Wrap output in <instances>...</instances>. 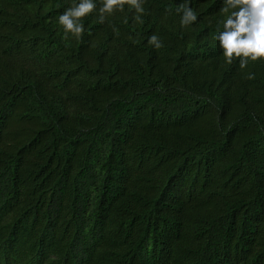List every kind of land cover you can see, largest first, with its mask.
I'll return each instance as SVG.
<instances>
[{"label":"trees","instance_id":"16d2710c","mask_svg":"<svg viewBox=\"0 0 264 264\" xmlns=\"http://www.w3.org/2000/svg\"><path fill=\"white\" fill-rule=\"evenodd\" d=\"M184 2L0 0V264H264V58Z\"/></svg>","mask_w":264,"mask_h":264},{"label":"clouds","instance_id":"9594fccd","mask_svg":"<svg viewBox=\"0 0 264 264\" xmlns=\"http://www.w3.org/2000/svg\"><path fill=\"white\" fill-rule=\"evenodd\" d=\"M145 0H102L100 20L104 14H111L116 10L123 11L128 4L137 13L135 19L141 21L144 13ZM191 0H185L178 6L177 12L182 13L181 25L188 26L198 19V13L190 7ZM222 12L227 13L223 20V30L214 39L219 42L222 54L227 63H232L234 57H240V67L245 68L249 59L256 61L264 58V0H223ZM97 7L96 0H72L71 6L59 17L58 23L63 26L64 38L72 34L80 38L85 31L83 18L92 13ZM231 10V11H230ZM149 44L159 49L162 41L156 35L149 38ZM254 78L249 74V79Z\"/></svg>","mask_w":264,"mask_h":264}]
</instances>
